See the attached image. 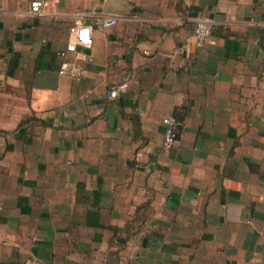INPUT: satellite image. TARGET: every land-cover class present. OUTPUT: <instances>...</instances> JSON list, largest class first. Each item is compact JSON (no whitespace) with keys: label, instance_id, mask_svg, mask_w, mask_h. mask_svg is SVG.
Masks as SVG:
<instances>
[{"label":"crops","instance_id":"0c3cea01","mask_svg":"<svg viewBox=\"0 0 264 264\" xmlns=\"http://www.w3.org/2000/svg\"><path fill=\"white\" fill-rule=\"evenodd\" d=\"M30 1L0 0V264H264V0Z\"/></svg>","mask_w":264,"mask_h":264},{"label":"built area","instance_id":"2783aa9c","mask_svg":"<svg viewBox=\"0 0 264 264\" xmlns=\"http://www.w3.org/2000/svg\"><path fill=\"white\" fill-rule=\"evenodd\" d=\"M43 6V0H31L29 3V12L31 14H41ZM96 22L102 29H107L116 24L117 20L115 17H107L103 15H96ZM215 28L213 20L208 18H197L193 28L192 35L195 38L197 47H202L206 42L209 41L211 33ZM70 39L67 42L65 49L59 52L61 57L60 66L58 69L59 73H63L68 67V61L66 59L67 53L74 52L77 47L89 48L93 44V34L91 25L74 21L69 27ZM146 53L147 51H143ZM127 88V82H122L108 91L110 98H115L120 91H124ZM162 122L164 124V135H163V147L168 150L173 146L178 137V126L176 119L172 115L163 117ZM21 264H41L39 259L31 256L24 259Z\"/></svg>","mask_w":264,"mask_h":264}]
</instances>
